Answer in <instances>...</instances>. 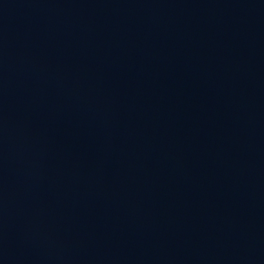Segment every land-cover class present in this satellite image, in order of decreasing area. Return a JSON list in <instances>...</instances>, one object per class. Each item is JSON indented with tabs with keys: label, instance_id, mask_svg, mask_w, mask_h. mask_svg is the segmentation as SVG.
Masks as SVG:
<instances>
[{
	"label": "water",
	"instance_id": "95a60500",
	"mask_svg": "<svg viewBox=\"0 0 264 264\" xmlns=\"http://www.w3.org/2000/svg\"><path fill=\"white\" fill-rule=\"evenodd\" d=\"M0 264H264V0H0Z\"/></svg>",
	"mask_w": 264,
	"mask_h": 264
}]
</instances>
